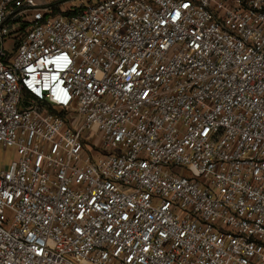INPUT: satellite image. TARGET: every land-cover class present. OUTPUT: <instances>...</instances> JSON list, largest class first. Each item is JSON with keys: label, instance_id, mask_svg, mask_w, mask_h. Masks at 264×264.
Wrapping results in <instances>:
<instances>
[{"label": "built area", "instance_id": "built-area-1", "mask_svg": "<svg viewBox=\"0 0 264 264\" xmlns=\"http://www.w3.org/2000/svg\"><path fill=\"white\" fill-rule=\"evenodd\" d=\"M74 1L0 0V264H264V0Z\"/></svg>", "mask_w": 264, "mask_h": 264}, {"label": "rangeland", "instance_id": "rangeland-1", "mask_svg": "<svg viewBox=\"0 0 264 264\" xmlns=\"http://www.w3.org/2000/svg\"><path fill=\"white\" fill-rule=\"evenodd\" d=\"M61 2V3H60ZM59 9L62 10H66L68 8V6H75V5H79V3H77L74 0H59ZM93 2H89V1H84V3L82 4V6L85 5H91ZM14 158V150L13 149H0V169L1 168H5L8 166L9 162L12 161Z\"/></svg>", "mask_w": 264, "mask_h": 264}]
</instances>
